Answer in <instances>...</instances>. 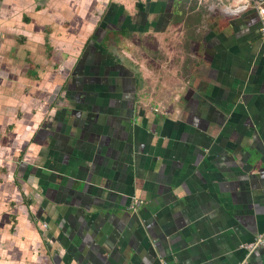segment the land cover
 I'll list each match as a JSON object with an SVG mask.
<instances>
[{
  "label": "crops",
  "instance_id": "obj_1",
  "mask_svg": "<svg viewBox=\"0 0 264 264\" xmlns=\"http://www.w3.org/2000/svg\"><path fill=\"white\" fill-rule=\"evenodd\" d=\"M146 1H3L0 264H264L257 0Z\"/></svg>",
  "mask_w": 264,
  "mask_h": 264
},
{
  "label": "built area",
  "instance_id": "obj_2",
  "mask_svg": "<svg viewBox=\"0 0 264 264\" xmlns=\"http://www.w3.org/2000/svg\"><path fill=\"white\" fill-rule=\"evenodd\" d=\"M3 1L4 0H0V10L3 7ZM255 7L257 8L258 15L260 18V24H261L260 31L262 36L264 37V15H262V11H264V0L257 1L255 3ZM151 110L154 113H157L162 116L169 115V111L165 108V106L161 104L151 108ZM142 204L143 202L138 197H133L130 205V210L132 212H137ZM44 227H47V225H45ZM241 248L248 253V256H251L258 250L264 249V237L260 236L255 241L242 245Z\"/></svg>",
  "mask_w": 264,
  "mask_h": 264
},
{
  "label": "rangeland",
  "instance_id": "obj_3",
  "mask_svg": "<svg viewBox=\"0 0 264 264\" xmlns=\"http://www.w3.org/2000/svg\"><path fill=\"white\" fill-rule=\"evenodd\" d=\"M155 1H156V2H157V1L159 2V1H160V2H161L160 4H161L162 6L160 7V6L158 5L157 8H158V9H159V8H162L163 10L165 9L166 3L169 2V0H154V2H155ZM146 2H147V1L144 0V3H146ZM154 2H152V3H154ZM198 2H199L198 0H193V1L191 2L192 5H191L190 8H192L193 6L196 7V5H198ZM169 5H170V4H169Z\"/></svg>",
  "mask_w": 264,
  "mask_h": 264
},
{
  "label": "water",
  "instance_id": "obj_4",
  "mask_svg": "<svg viewBox=\"0 0 264 264\" xmlns=\"http://www.w3.org/2000/svg\"><path fill=\"white\" fill-rule=\"evenodd\" d=\"M103 179L105 180V182H107V181H110V178H108L107 176H104L103 177ZM100 187V189H102L103 190V188L106 190V186H105V184H103V185H100L99 186ZM109 190V189H108ZM108 190H106V191H108Z\"/></svg>",
  "mask_w": 264,
  "mask_h": 264
},
{
  "label": "clouds",
  "instance_id": "obj_5",
  "mask_svg": "<svg viewBox=\"0 0 264 264\" xmlns=\"http://www.w3.org/2000/svg\"><path fill=\"white\" fill-rule=\"evenodd\" d=\"M235 2L237 3V4H239L240 3V0H235ZM244 9H242V8H240V9H238V11H243ZM262 15H264V11H262Z\"/></svg>",
  "mask_w": 264,
  "mask_h": 264
},
{
  "label": "trees",
  "instance_id": "obj_6",
  "mask_svg": "<svg viewBox=\"0 0 264 264\" xmlns=\"http://www.w3.org/2000/svg\"><path fill=\"white\" fill-rule=\"evenodd\" d=\"M257 1H260V0H257Z\"/></svg>",
  "mask_w": 264,
  "mask_h": 264
},
{
  "label": "flooded vegetation",
  "instance_id": "obj_7",
  "mask_svg": "<svg viewBox=\"0 0 264 264\" xmlns=\"http://www.w3.org/2000/svg\"><path fill=\"white\" fill-rule=\"evenodd\" d=\"M167 11V10H166ZM165 13V12H164Z\"/></svg>",
  "mask_w": 264,
  "mask_h": 264
}]
</instances>
